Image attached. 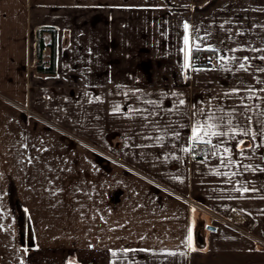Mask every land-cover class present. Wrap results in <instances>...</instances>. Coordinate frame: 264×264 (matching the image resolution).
Here are the masks:
<instances>
[{"label":"crops","instance_id":"crops-1","mask_svg":"<svg viewBox=\"0 0 264 264\" xmlns=\"http://www.w3.org/2000/svg\"><path fill=\"white\" fill-rule=\"evenodd\" d=\"M40 27L54 76L35 71ZM260 57L264 0H0V264H264L224 225L249 214L264 237ZM209 117L228 135L194 159Z\"/></svg>","mask_w":264,"mask_h":264},{"label":"snow or ice","instance_id":"snow-or-ice-1","mask_svg":"<svg viewBox=\"0 0 264 264\" xmlns=\"http://www.w3.org/2000/svg\"><path fill=\"white\" fill-rule=\"evenodd\" d=\"M184 29H185V36H184V41L185 44H188L189 41V34H188V30H189V25L187 23H185L184 25ZM197 40H202L203 38L201 37H196ZM191 51V49L189 50ZM232 51H236V49H233ZM221 59H224L223 57H221ZM233 60H236V57L232 58ZM245 60H247L248 58L245 57ZM260 59H264V57H260ZM185 67H190V64L186 63ZM240 68L247 71V69L245 68L244 64H240ZM260 71H264V69H260ZM262 91H264V89H262ZM175 95V94H174ZM181 104L184 103L183 100L180 101ZM196 113H193V116H195ZM240 115H245L244 113H240ZM147 118V117H146ZM214 117H209L208 120H206L204 123H200V122H195L192 126L191 129V137H190V146L189 147H185L183 150L185 152L194 150L196 145L199 143H205V144H212V137H223V136H227L228 132L223 130L222 124L220 123H213ZM223 118H221L222 120ZM250 119V118H248ZM229 125H231V120L228 121ZM174 131V130H173ZM241 134L243 135H247V131H243ZM177 136H179V133H176ZM207 137V139H206ZM234 138V137H233ZM241 143H243V141H241ZM214 148H216L217 150L219 149L220 145H213ZM225 152H228L229 149L225 148L224 149ZM213 155H216V152H213ZM31 162V161H29ZM222 163H224V161H222ZM261 171H264V169H261ZM233 175H235V173H233ZM245 191H247V188L245 189ZM189 240H191V233L189 235ZM171 255H175V253H170Z\"/></svg>","mask_w":264,"mask_h":264},{"label":"rangeland","instance_id":"rangeland-1","mask_svg":"<svg viewBox=\"0 0 264 264\" xmlns=\"http://www.w3.org/2000/svg\"><path fill=\"white\" fill-rule=\"evenodd\" d=\"M47 51H42V60L44 62V64L46 63V56H47ZM108 62H110V60L108 59ZM35 67V65H34ZM24 112H26L27 114L34 116V112H32L29 108L23 107ZM35 117H37L38 119H40V121H44L46 124V119L41 118L40 116L35 115ZM73 142H71L72 144V148H74L75 146L78 147V145L83 146L85 149L87 150H99L100 152H105L107 149L103 146L102 148L97 147V145H92V144H87L84 142H81L80 139L78 137L74 138L72 140ZM213 148V147H212ZM214 152V151H213ZM114 160V158H113ZM105 162H108L106 160H104ZM104 162V163H105ZM109 163V162H108ZM238 215L236 216H231V220L229 222H224V225L228 228V229H232L234 231H243V233H246L248 236H255L256 238H251L253 240V242L255 243L256 247L258 248V250H260L261 252L264 253V237H259L257 235H255V230H254V226L255 223L253 221V217L250 216L249 214H245V213H240L237 212Z\"/></svg>","mask_w":264,"mask_h":264},{"label":"trees","instance_id":"trees-1","mask_svg":"<svg viewBox=\"0 0 264 264\" xmlns=\"http://www.w3.org/2000/svg\"><path fill=\"white\" fill-rule=\"evenodd\" d=\"M50 35L49 44H45L43 35ZM56 30L50 27H40L35 32V71L41 76H54L56 74ZM47 49L46 63L42 58V51Z\"/></svg>","mask_w":264,"mask_h":264},{"label":"built area","instance_id":"built-area-1","mask_svg":"<svg viewBox=\"0 0 264 264\" xmlns=\"http://www.w3.org/2000/svg\"><path fill=\"white\" fill-rule=\"evenodd\" d=\"M194 62L205 67H212L214 65L212 55L205 52H198ZM190 155L194 159L208 160L213 156V148L209 144H197L195 149L190 151Z\"/></svg>","mask_w":264,"mask_h":264},{"label":"water","instance_id":"water-1","mask_svg":"<svg viewBox=\"0 0 264 264\" xmlns=\"http://www.w3.org/2000/svg\"><path fill=\"white\" fill-rule=\"evenodd\" d=\"M18 212H19V214H20V218L24 221L25 220V218H24V214H23V212H22V210L20 209V208H18ZM25 225H27V224H25ZM207 229H210V230H212L213 228L212 227H207ZM26 239H27V241H30V238H31V232H30V229H29V227L28 226H26Z\"/></svg>","mask_w":264,"mask_h":264}]
</instances>
